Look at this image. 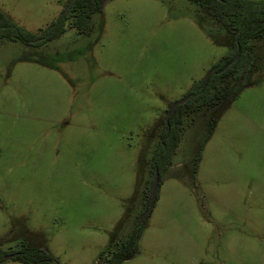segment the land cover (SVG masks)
Returning <instances> with one entry per match:
<instances>
[{
    "label": "rangeland",
    "instance_id": "1",
    "mask_svg": "<svg viewBox=\"0 0 264 264\" xmlns=\"http://www.w3.org/2000/svg\"><path fill=\"white\" fill-rule=\"evenodd\" d=\"M69 2L0 0V10L39 33ZM230 52L189 0H109L85 34L67 24L36 48L1 40V249L41 236L59 264H105L145 216L157 170L122 264H264V40L250 86L185 109L162 142L171 107Z\"/></svg>",
    "mask_w": 264,
    "mask_h": 264
},
{
    "label": "trees",
    "instance_id": "2",
    "mask_svg": "<svg viewBox=\"0 0 264 264\" xmlns=\"http://www.w3.org/2000/svg\"><path fill=\"white\" fill-rule=\"evenodd\" d=\"M189 1L199 5L201 11L211 18L217 27L229 35L231 52L223 59L222 65L217 70L212 71L206 82L199 84L189 93L190 98L184 105H179L174 110L168 122L167 119L165 120L166 133L162 139L163 143H165V140L174 137L173 127L180 122L179 117L185 112V109L196 112L223 100L231 103L244 88L250 86V79L257 64L254 53L255 43L264 40V1ZM103 3L104 0H70L61 16L39 33H31L25 30L0 10V41L3 39L21 41L29 47H40L59 38L66 31L67 24L77 29L80 34H85L88 30L90 18L93 14L102 11ZM238 49H240L238 60L227 70L221 72L233 60ZM154 177L155 174L150 183L145 211L150 205ZM148 215L149 213L139 220L127 244L118 252H115L105 264H122L133 255L140 235L146 226ZM4 241L6 239L0 240V264L7 258L24 264H59L57 259L51 255L45 240L41 236L36 244L31 241H24L19 250H2L1 244Z\"/></svg>",
    "mask_w": 264,
    "mask_h": 264
},
{
    "label": "water",
    "instance_id": "3",
    "mask_svg": "<svg viewBox=\"0 0 264 264\" xmlns=\"http://www.w3.org/2000/svg\"><path fill=\"white\" fill-rule=\"evenodd\" d=\"M109 2V0H104V3L103 5H106L107 3ZM239 55H240V49H238L237 51V54L235 55V57L233 58V60L228 63L222 70L221 72H224L225 70H227L231 65H233L239 58ZM209 78V76L205 79V81H207V79ZM190 98V96L186 97L185 99L175 103L169 113L167 114V122L169 120V117L171 116V114L174 112V110L180 105V104H183L185 103L188 99ZM158 180H159V174L156 170L155 172V177H154V181H153V186H152V194H151V200H150V205H149V208L147 209L145 215L147 213H149V211L151 210L152 206H153V203H154V200H155V197H156V193H157V187H158Z\"/></svg>",
    "mask_w": 264,
    "mask_h": 264
}]
</instances>
